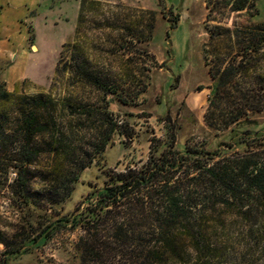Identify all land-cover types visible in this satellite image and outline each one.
Listing matches in <instances>:
<instances>
[{"label":"rangeland","instance_id":"obj_1","mask_svg":"<svg viewBox=\"0 0 264 264\" xmlns=\"http://www.w3.org/2000/svg\"><path fill=\"white\" fill-rule=\"evenodd\" d=\"M233 1L0 0V89L12 94L0 101V264H111L85 251L91 230L31 241L112 171L145 166L167 127L173 149L208 153L232 129L264 134V0L239 12ZM28 113L39 132L25 143ZM241 190L242 210L222 191L200 207L211 216L200 264H264V195ZM133 247H115V264H143Z\"/></svg>","mask_w":264,"mask_h":264},{"label":"trees","instance_id":"obj_2","mask_svg":"<svg viewBox=\"0 0 264 264\" xmlns=\"http://www.w3.org/2000/svg\"><path fill=\"white\" fill-rule=\"evenodd\" d=\"M247 2L234 0L233 11L244 10ZM217 93L218 86L213 90V94ZM11 96L0 89V101L6 102ZM247 109L242 105L236 112ZM237 120L235 117L229 122ZM35 123L34 115L28 113L20 125L27 143L39 132ZM167 130L171 140L163 143V150L155 147L145 166L138 170L112 171L107 183L92 191L84 209L79 207L70 215L49 223L31 243L40 240L45 244L60 231L79 228L92 232L88 235L90 247L85 251L94 257H98L97 252L101 250L112 253L111 264H115L117 257L113 249L129 244L140 252L143 264H200L202 256L209 251L207 227L211 223V216L202 213L200 207L209 204L214 208L221 191L225 195L221 204L240 210L246 206V199L236 195L242 192L241 188L264 195V143H261L264 134L241 130V127L232 129L229 143L219 147V152L208 153L187 146L182 150L173 149L174 137L169 127ZM224 149H234L235 156L221 162ZM31 156L30 153L29 158ZM179 173L184 177H176ZM161 178H165L164 183ZM201 194V200L196 199L195 196ZM152 203H163L164 207H155ZM190 206L195 211L189 209ZM145 225L150 227L141 228ZM99 226L106 228L107 241L103 245H98Z\"/></svg>","mask_w":264,"mask_h":264}]
</instances>
